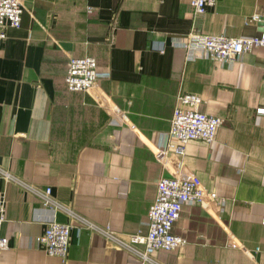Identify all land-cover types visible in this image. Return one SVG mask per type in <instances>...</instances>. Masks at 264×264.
<instances>
[{
  "label": "crops",
  "instance_id": "1",
  "mask_svg": "<svg viewBox=\"0 0 264 264\" xmlns=\"http://www.w3.org/2000/svg\"><path fill=\"white\" fill-rule=\"evenodd\" d=\"M21 2L20 26L6 25L0 43V168L12 175H0V264H264V47L219 60L178 44L193 28L260 33L264 0H217L199 16L190 0ZM82 55L110 70L101 103L64 82L68 57ZM185 92L223 123L213 142L191 140L163 163L155 152ZM176 171L215 190L223 209L185 204L173 231L186 242L153 251L155 261L83 221L110 224L124 241L146 232L157 181ZM46 186L55 209L32 189ZM52 219L71 224L65 261L35 239Z\"/></svg>",
  "mask_w": 264,
  "mask_h": 264
},
{
  "label": "built area",
  "instance_id": "2",
  "mask_svg": "<svg viewBox=\"0 0 264 264\" xmlns=\"http://www.w3.org/2000/svg\"><path fill=\"white\" fill-rule=\"evenodd\" d=\"M216 2L217 0H190L194 16L204 14L207 6ZM23 8L21 0H0V43L6 37V25L20 26ZM260 17V13H255L250 20L257 21ZM178 44H182L187 49L189 58L204 55L219 60H232L257 46L264 47V30L253 35L231 36L226 33H205L193 28ZM108 76H110V70L102 69L94 55H82L68 57L63 79L68 89L92 93L101 103L105 95L100 89V80ZM202 102V96L196 92L179 94L165 145L155 152L160 161L166 163L172 155H184L191 140L198 139L208 143L215 140L223 118L202 110ZM256 112L264 114V104L258 106ZM0 175L6 180L12 179V175L5 168H0ZM32 189L40 197L43 207L55 209L59 206L51 195L50 186L42 190ZM5 204V192L0 190V248L8 245V237L1 232V226L5 220ZM185 204H198L212 208L215 212L223 209L215 190H208L189 171L186 174L176 171L171 175H162L157 181V194L148 210L149 228L146 232L141 230L132 232L128 234V241H124L114 235L110 224L102 226L85 218L83 221L89 228L116 238L118 242L134 250L144 260L155 261L151 256L153 251L173 250L186 242L183 236L173 231V225L180 217ZM70 230L69 222L52 219L35 239L48 255H57L65 261L69 249ZM137 244H143L144 248L137 249L135 247Z\"/></svg>",
  "mask_w": 264,
  "mask_h": 264
}]
</instances>
